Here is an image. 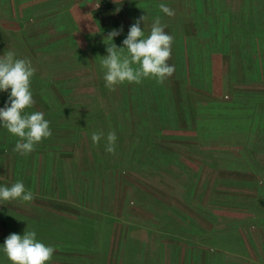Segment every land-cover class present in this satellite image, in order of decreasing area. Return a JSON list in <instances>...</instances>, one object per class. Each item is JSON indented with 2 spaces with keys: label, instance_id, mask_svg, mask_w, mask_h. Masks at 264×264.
<instances>
[{
  "label": "rangeland",
  "instance_id": "1",
  "mask_svg": "<svg viewBox=\"0 0 264 264\" xmlns=\"http://www.w3.org/2000/svg\"><path fill=\"white\" fill-rule=\"evenodd\" d=\"M20 1L0 0V56L31 60L26 111L43 112L52 135L21 155L0 126V187L34 194L0 200V264H12L6 238L26 229L56 248L47 264H264V0ZM108 2L121 6L93 12ZM14 16L24 20L5 28ZM141 16L145 36L159 17L174 37L175 72L109 90L107 35L122 28L123 47ZM80 219L93 226L87 243L37 228Z\"/></svg>",
  "mask_w": 264,
  "mask_h": 264
},
{
  "label": "clouds",
  "instance_id": "2",
  "mask_svg": "<svg viewBox=\"0 0 264 264\" xmlns=\"http://www.w3.org/2000/svg\"><path fill=\"white\" fill-rule=\"evenodd\" d=\"M162 12L174 16V10L165 4L159 5ZM147 16H141L131 25L127 37L123 40V47H117L113 39L121 34L120 30L113 29L107 38V55L101 60L104 70V80L109 90L115 86L128 82L140 84L146 78H153L163 84L175 72V66L168 61L172 55L174 37L166 31L157 17L151 25V31L145 36L141 29V22L145 24ZM36 69L30 59L17 58L13 51H6L0 56V91L8 92V102L0 108V126L11 134L19 137L14 151L27 155L35 150V146L44 139L51 137L50 121L45 119L41 111L28 113L26 109L35 104L31 90V80ZM105 134L93 132L91 139L99 144ZM116 133L110 131L106 136L105 151L115 153ZM34 194L25 188L22 181L9 186L0 187V200H20L31 202ZM12 264H47L56 251L54 246L46 245L37 239L35 231L25 230L23 235L10 234L2 246Z\"/></svg>",
  "mask_w": 264,
  "mask_h": 264
},
{
  "label": "trees",
  "instance_id": "3",
  "mask_svg": "<svg viewBox=\"0 0 264 264\" xmlns=\"http://www.w3.org/2000/svg\"><path fill=\"white\" fill-rule=\"evenodd\" d=\"M16 1L18 3L21 2L20 0H16ZM118 6H121L119 2H108L104 6L95 9L93 12H95V14H99V12H105V11H110L111 13H114V11L117 9ZM26 12L28 13L27 10L25 11V14ZM22 20L24 19L21 16H18V17L14 16V18L8 17V20L4 21L3 26L5 28H15L14 27L15 23H20ZM198 96H201L200 98L202 100L206 98V96L202 94L199 95V93L192 91L191 97L194 102L197 101ZM37 228L39 229V232H42V234H45V235L53 234L54 238L58 237L60 239H65L66 238L65 236L72 233L73 236H75L74 239L80 243L89 242L91 237L93 236V226L90 223V221L85 220V219L66 221V224L63 227L65 229V232H61L62 229L61 231L57 232V231H54L53 228H40V226ZM67 230L69 231L67 232Z\"/></svg>",
  "mask_w": 264,
  "mask_h": 264
}]
</instances>
